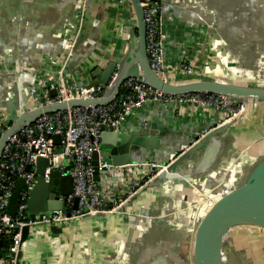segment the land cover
Masks as SVG:
<instances>
[{
	"label": "crops",
	"instance_id": "0c3cea01",
	"mask_svg": "<svg viewBox=\"0 0 264 264\" xmlns=\"http://www.w3.org/2000/svg\"><path fill=\"white\" fill-rule=\"evenodd\" d=\"M74 2L0 0V114L6 112V98L19 112L25 105L33 107L29 90L53 69L51 61L62 52L64 41L72 32ZM157 2L164 20V54L168 64L189 61L194 71L207 76L264 80V0ZM83 33L67 69L71 83L89 82L95 69L105 68L125 52L136 34L134 14L127 4L116 0H91ZM227 67L243 76L227 77ZM255 108L250 120L240 121L217 135L178 171H192V175L202 178L197 181L202 187L208 180L212 188L199 191L193 185L191 190L186 189L173 179L174 175L156 180L161 170L145 183V191L134 203L135 209L151 215L152 221L143 224L142 231L124 224L115 213L76 218L60 226L59 233H52L50 228L36 230L25 248L22 245L20 264H119L123 255L121 243L133 235L135 241L153 235L167 249L175 251L177 258L185 260L191 227L201 212V196L217 189L219 182L226 184L228 177V181L233 180V165L264 132V103ZM215 122H221L216 112L148 103L129 115L118 130L143 144L130 146L133 163L164 164L173 152L194 142L195 136ZM227 171H231L228 177ZM120 193L115 189L109 194ZM255 242L250 241L249 245ZM258 247L260 253L253 261L264 264V249Z\"/></svg>",
	"mask_w": 264,
	"mask_h": 264
},
{
	"label": "water",
	"instance_id": "95a60500",
	"mask_svg": "<svg viewBox=\"0 0 264 264\" xmlns=\"http://www.w3.org/2000/svg\"><path fill=\"white\" fill-rule=\"evenodd\" d=\"M90 1L88 0L84 6L81 31L74 42L70 57L65 62V56L68 51L67 42L77 31L83 6V0H75L73 5L72 32L64 41L62 52L51 61L53 69L37 85L29 90V98L32 101L33 107L25 105L19 112L14 104L11 103V100H9L10 98H6L3 102L6 105L5 108H7L4 116L8 125L0 133V157L7 140L22 127L33 123L39 117L75 107L89 108L109 104L120 97V88L127 79L137 78L142 83L165 95L214 94L226 98L232 103H240L244 106V111L237 118L227 122H215L209 128L203 130L200 135L195 136L194 142L183 144L186 150L183 151V148H179V150L173 152L172 154L177 155V158L172 162L168 158L164 164H160L166 166V168L155 177L158 180L164 177L172 178L170 176L174 175V180L181 182L184 188L190 190L193 188V185H195L196 189L199 188V191L209 186V188H212L208 180L207 184H204L202 187L197 182L201 181L202 178L192 175V171H189L187 174H178V171L181 166L197 156L198 152L202 151L203 147L208 145L217 135L229 130V128L240 121L252 118L256 112L255 105L264 103V80L219 79L200 74L194 71L193 66L191 72H184L181 70L183 63L170 65L166 62L164 54L166 34L164 32L162 45L163 75L156 73L151 69L146 53L145 23L139 0H129L127 3L135 17L136 34L129 41L125 52L121 53L119 58L108 62L105 68L95 69L91 73L89 82L82 84L72 83L87 90L100 87L103 90V95L99 98L51 102L38 107L34 105L31 91L37 90L40 92V85L49 76H53L52 83L55 85L57 84L56 74L61 70L63 77L70 82L67 79V69L83 40V28ZM159 15L162 27L164 20L161 16V8ZM186 62L190 63L189 61ZM227 68V77L243 76L242 74L230 72L229 68L231 67ZM45 86L48 87L49 83L46 82ZM50 96H55L54 89L50 90ZM186 106L206 112L199 107ZM100 130V141L103 150L102 157L110 161L114 166L134 164L130 154V146L137 145L143 147V144L139 140L135 141L133 137L123 135L118 129L113 131L101 126ZM54 143H59L58 136H54ZM97 159L98 155L94 152L92 166L96 181L98 180ZM142 162L149 161L136 163ZM47 166V159H37L35 164L37 182L30 193L28 201L30 217H35L39 213L46 211H65L64 203L56 198L59 194L67 196L73 192V180L69 175V172L73 168V163L67 164L62 174L60 172H52L50 174V181L45 183L42 176ZM235 166L236 169L232 171L235 174L233 180L228 181L231 171H227L228 179L226 184L219 182L217 189L201 196L199 202L201 212L195 224L191 227L190 238H188L190 248L188 254H184L183 256L185 260L182 257L177 258L175 251L173 252L170 247L167 249L166 244L161 240L154 239L153 235L142 240L136 239V241L133 235L130 238L127 236L126 240L121 243L123 255L119 258V264H257L254 261L257 258V254L260 253L258 246L264 249V240L261 239L263 235L253 236L256 233H251L250 229L255 231L260 230L264 234V132L258 134L254 142L246 147L243 157L233 165V167ZM26 170L29 171L30 166H27ZM147 184L127 199L124 204L111 212L118 214L124 224L131 225L132 227L135 226L137 229L141 228V231L145 227L143 224L146 225L152 219L151 215L145 210L143 211L140 208L135 209L134 203L145 191ZM23 190H25L24 180L19 179L16 189L9 197L7 204V213L11 217H14L17 212L20 192ZM76 207L77 199H74L73 209H76ZM109 214H97V216L104 217ZM84 217L89 218L90 216ZM50 229L52 233H59L60 231L59 226H53ZM28 233L29 229L24 228L22 242L28 239ZM250 241L256 242L250 246ZM179 243H177L178 246L181 244ZM21 258L22 252L20 250L16 255V264H20Z\"/></svg>",
	"mask_w": 264,
	"mask_h": 264
},
{
	"label": "built area",
	"instance_id": "2783aa9c",
	"mask_svg": "<svg viewBox=\"0 0 264 264\" xmlns=\"http://www.w3.org/2000/svg\"><path fill=\"white\" fill-rule=\"evenodd\" d=\"M87 1L83 0L77 31L68 39L65 62L70 57L74 42L81 31L84 6ZM116 1L119 4L129 2V0ZM139 4L145 23L146 53L150 67L156 73L163 75L164 34L159 15L160 4L154 0H139ZM181 70L191 72L193 68L190 63L184 62ZM56 78L57 84L54 85L53 76H49L40 85V92L31 91L35 106L70 99L99 98L103 95L100 87L87 90L68 82L61 70L56 74ZM46 82L49 83L48 87L45 86ZM52 89L55 90L53 97L50 96ZM120 91L119 98L103 106L75 107L43 115L33 123L22 127L7 140L0 157V240L5 239L9 245L5 254L0 252V264H16V255L23 245L21 240L24 228L30 230L32 227L42 225L51 228L76 218L111 213L133 196L154 174L165 170L166 166L151 162L125 166L112 165L102 157L101 126L116 131L129 115L148 103L199 107L220 114L221 122L237 118L244 111L242 104L232 103L214 94L165 95L137 78L127 79ZM7 125L5 116L0 115V133ZM54 136L59 137L58 144L54 143ZM182 148L183 151L186 150L185 146ZM94 152L98 155L97 181L92 166ZM38 158L48 160V166L42 176L45 183L50 181L52 172L62 174L66 165L73 163V168L69 172L73 180V192L67 196L59 194L56 198L64 203L65 211H46L30 217L28 201L37 182L35 164ZM176 158L177 155L171 154L169 161L172 162ZM27 166H30L29 171L26 170ZM134 173H137L135 177ZM19 179L24 180L25 190L20 192L17 212L11 217L7 213V204ZM115 189L121 192L119 196L114 195L115 193L109 194ZM74 199H77L76 209H73Z\"/></svg>",
	"mask_w": 264,
	"mask_h": 264
},
{
	"label": "rangeland",
	"instance_id": "374dc122",
	"mask_svg": "<svg viewBox=\"0 0 264 264\" xmlns=\"http://www.w3.org/2000/svg\"><path fill=\"white\" fill-rule=\"evenodd\" d=\"M39 209H40V206H39ZM64 223H61L60 225H58L59 227L60 226H62ZM48 228H50V226H38V227H36V228H30V230H29V236H32L35 232H36V230H42V229H48ZM248 231H249V229H247ZM252 229H250V232L251 233H257V234H259V235H263L262 237H261V239L262 240H264V234H262V232L260 231V230H257V231H255V230H252ZM244 235L246 236V233L244 232ZM29 236H28V238H29ZM28 240V239H27ZM27 240L25 241V242H23V248H25V246H26V242H27ZM24 250V249H23Z\"/></svg>",
	"mask_w": 264,
	"mask_h": 264
},
{
	"label": "trees",
	"instance_id": "16d2710c",
	"mask_svg": "<svg viewBox=\"0 0 264 264\" xmlns=\"http://www.w3.org/2000/svg\"><path fill=\"white\" fill-rule=\"evenodd\" d=\"M121 92V91H120ZM8 241H6L5 239H1L0 240V252L2 254H5V251L7 250L8 248Z\"/></svg>",
	"mask_w": 264,
	"mask_h": 264
}]
</instances>
